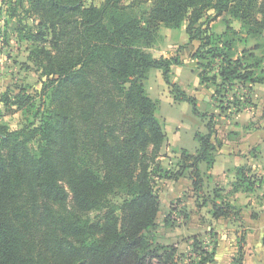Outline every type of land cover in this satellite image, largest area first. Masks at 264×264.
Returning <instances> with one entry per match:
<instances>
[{"label": "trees", "instance_id": "1", "mask_svg": "<svg viewBox=\"0 0 264 264\" xmlns=\"http://www.w3.org/2000/svg\"><path fill=\"white\" fill-rule=\"evenodd\" d=\"M27 2L50 37L49 48L37 51L48 79L42 98L50 101L19 129L0 123V264L162 263L159 251L168 247L155 243L158 181L187 168L212 217L238 220L241 209L229 195L203 191L199 164L214 161L210 134L196 135L200 149L182 153L177 173L163 167L167 135L145 82L160 70L174 100L205 117L172 81L180 59L150 51L161 28L185 26L189 41L200 42L192 58L201 83L215 87L222 109L243 106L246 95L238 92L264 81V0ZM193 247L196 264L213 261L202 244Z\"/></svg>", "mask_w": 264, "mask_h": 264}, {"label": "rangeland", "instance_id": "2", "mask_svg": "<svg viewBox=\"0 0 264 264\" xmlns=\"http://www.w3.org/2000/svg\"><path fill=\"white\" fill-rule=\"evenodd\" d=\"M92 1L98 4L101 0H86V4ZM150 6L151 2L145 5V7ZM28 8L27 0H0V123L12 129H19L25 124L34 122L37 116L48 107L50 101L48 95L42 98L44 85L48 79L43 74L42 61L37 56V51L41 47L49 48L50 37L44 29H40L39 20L28 12ZM234 24L239 26L238 22ZM215 25L217 30L223 29V25L218 21ZM182 33V30L161 28L160 38L150 51L157 57H181L182 55L186 56L184 60L189 59L190 49L181 44ZM178 52H181V55ZM188 63L187 69L194 67L190 60ZM174 76L175 74L172 73L173 82H175ZM188 76L193 77V72ZM190 80L186 79L185 86L190 83L186 89L191 92L194 86ZM145 85L150 97L158 101L157 116L169 140L173 134V119L178 118L184 121L191 116V106L187 102L176 103L171 87L164 81L160 70L152 69ZM12 93L29 96L30 99L26 101V97H23L19 100ZM258 95L260 96L256 108L259 103L260 114L264 115V90H259ZM204 96L208 94L202 93L200 101L204 100ZM18 101L22 102L21 105ZM198 109L199 113L205 116L203 118L195 114L201 125L209 126L216 122L218 124L219 120L211 113L213 112L211 106L200 104ZM244 113L238 116V120L244 123L252 120V114L248 119ZM182 138L188 140L190 133H183ZM168 145L169 143L162 150V165L167 169L172 168L174 174L178 170L173 167L172 149L171 145L168 149ZM31 146L36 147L34 141ZM180 176L176 174L172 178L158 181L160 209L155 243L168 248L165 251H159L163 255L162 263L159 261L154 263L196 264L201 260L198 257L200 252L195 251L193 244L199 242L213 259L206 264H238L241 240L245 241L247 235L254 232L256 227L264 226V208L244 206L249 200V194L239 196L232 194L230 201L242 209L239 219H216L209 212L211 203L209 199L207 200V196L191 193L186 186L185 176ZM214 180L211 179L212 182ZM214 249L215 252H213ZM169 251L171 256L168 259ZM244 260L245 255L243 262Z\"/></svg>", "mask_w": 264, "mask_h": 264}, {"label": "crops", "instance_id": "3", "mask_svg": "<svg viewBox=\"0 0 264 264\" xmlns=\"http://www.w3.org/2000/svg\"><path fill=\"white\" fill-rule=\"evenodd\" d=\"M217 21L221 23L220 19ZM235 27L239 28L240 25ZM223 29L220 31L216 30L218 33H221ZM178 30L183 31L181 44L183 47L188 48V50L190 49V57L184 60L186 56L183 57L181 52H178L181 55V57H178L181 64L174 65L172 69L175 74V83L179 84L187 94L196 99L197 109L200 104L211 106V110H213L211 113L214 114L213 116H215L219 122L218 124L216 122L209 126L201 125V122L195 117L196 115L193 112L191 104V116L184 121L178 118L173 119V134L169 140L167 138L164 146L166 147L168 143L171 145L170 148L173 154V162H171L172 164L174 163L173 167L178 170V164L182 158L183 152H187L191 155L198 153L200 142L196 137L197 134H210V142L213 146L211 153L214 161L211 165L206 162H201L199 164V169L204 178L203 191L205 193H210L217 188L222 194L225 193L229 195V197L232 194L233 196L236 194L237 196L249 194V200L244 206L264 208V115L260 114L259 103L256 108V103L260 96L258 92L259 90H264V81L253 84L251 88L243 89L238 92L246 95L247 102L244 103L243 106L237 108L235 105H230L228 108L225 107V109H222L214 95L215 87L201 83L199 72L196 69L197 61L192 58L200 42L197 40L192 42L189 41L185 26ZM188 60L194 64L193 68L187 69L189 68ZM192 72L194 76H188V74L190 75ZM186 79H191L190 81L194 86L191 92L186 89V87L190 85V83H187L188 85L185 86ZM202 93H207L208 96H204V100L200 101V95ZM176 103L178 102L176 101ZM180 103L184 102H179V104ZM175 106L177 105L175 104ZM242 113H244L248 119L252 114V120H249L247 123L238 120V116H242ZM201 114L203 115V113ZM185 132L190 133V138L188 140L182 138ZM169 145L167 147L168 149ZM192 172L193 168H187L185 173L181 176H185L188 190L191 193L197 194L193 187L194 178ZM181 179L182 178H180V180ZM211 179L215 180L212 182ZM241 180L243 182H240ZM249 180L251 182V187L247 189L248 184L246 182ZM239 208L241 209V207ZM253 231L254 232L247 235L244 246H242L245 255L243 264H264V226L261 228L256 227Z\"/></svg>", "mask_w": 264, "mask_h": 264}]
</instances>
